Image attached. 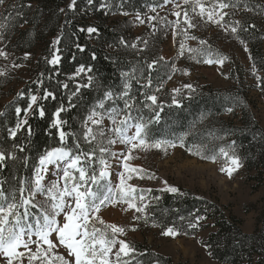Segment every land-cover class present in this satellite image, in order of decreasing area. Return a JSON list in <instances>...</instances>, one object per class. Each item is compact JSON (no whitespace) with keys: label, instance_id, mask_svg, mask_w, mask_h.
I'll return each instance as SVG.
<instances>
[{"label":"trees","instance_id":"1","mask_svg":"<svg viewBox=\"0 0 264 264\" xmlns=\"http://www.w3.org/2000/svg\"><path fill=\"white\" fill-rule=\"evenodd\" d=\"M143 1L92 0L89 3V0H76L72 8V0H3L10 5L0 15V33L12 32V44L17 45L21 41V48L29 51L35 44V37H49V51L45 58L37 61L34 81L23 89L22 97L5 104L0 112V151L17 156L14 161L6 160L7 166L0 169V178L6 181V189L12 185L18 187V178L31 177L39 156L45 150L60 146L75 149L76 142H79L81 149L87 151L91 146L83 140L84 121L105 91L119 93L124 90L129 78H125L123 73H131L135 69L136 78L130 80V96L145 119L154 115L144 106L151 104L144 97L155 95V87L166 82L168 71L158 63L150 69L148 65L152 62L146 53L137 57L131 48L130 37L126 35L127 19H113V16L120 17L122 13L143 12ZM241 1L242 8L251 13L261 10L262 6L253 0ZM240 26L238 34L249 45L253 64L261 73L258 81L264 95V29L246 16ZM88 27H95L98 32L89 34L86 31ZM57 39L60 40L58 45L55 43ZM54 54L60 56L57 65L48 62ZM81 66L86 71L77 75ZM88 68L92 71L87 72ZM88 76L93 77L92 86L77 90L78 85L88 83ZM148 78L152 86L145 88L143 85L147 84ZM46 92L53 93L55 98L49 96L43 99ZM31 95L37 96V104L27 114L28 125L22 126L16 138L12 139L9 129L14 128L18 121L15 107L27 108ZM176 99L180 102L179 106L172 103L170 95L158 98L157 103L163 105V111L160 122L151 125L152 139L180 143L179 138L188 132L190 134L183 140L184 148L192 152L200 151L205 156L214 154L211 150H218L223 144L229 145L234 141L236 155L241 158L245 171L248 175L254 174L250 175V179L257 182L254 188H264V128L253 113L247 92L238 88L222 90L204 87L195 93L176 96ZM123 102L118 100L117 104L123 106ZM111 103L106 102L105 107L111 106ZM38 106L44 109L43 117L39 115ZM61 107L65 111L61 112L60 119L67 121L62 128L69 133L63 145L59 130L52 127L54 114ZM229 107L233 108L232 112L226 111ZM23 116L22 111L21 118ZM210 133L224 138L213 140ZM20 146L24 147L23 152L19 151ZM181 193L184 195L165 194L151 208L150 219L163 227H174L181 235L189 237L195 236L204 223L213 229L206 243L213 260L222 264H264V212L257 218L255 231L247 234L241 229V220L226 206L197 197L187 190ZM181 216L185 220H181ZM195 216L206 219L201 221L198 229H188L189 219ZM133 249L135 251L126 260L129 264H172L170 258L148 247L138 245Z\"/></svg>","mask_w":264,"mask_h":264},{"label":"snow or ice","instance_id":"2","mask_svg":"<svg viewBox=\"0 0 264 264\" xmlns=\"http://www.w3.org/2000/svg\"><path fill=\"white\" fill-rule=\"evenodd\" d=\"M91 2L92 0H89V3ZM169 2L175 3L177 9H182L183 23L187 26L184 29L185 33L188 28H193L195 25L192 23L187 9H183V5L191 3L193 13L201 18L206 17L208 21H214L218 25L228 15L224 10L234 7V5L225 3L223 0H217V3L207 10L200 0H182V3L180 0H165L166 4ZM0 3H3V0H0ZM75 3L76 0H72L70 7L74 8ZM197 8H199L198 13ZM152 10L155 11V8ZM122 14L127 15V13ZM173 15L177 17V20L172 22L173 27L179 28V18L182 12L175 11ZM149 19L154 20L155 17ZM140 22L144 23L143 20ZM236 23L239 24V21ZM81 31H85V29H81ZM86 31L92 34L98 32V29L88 27ZM231 32L236 33L237 27L232 26ZM185 38L196 39V37L187 35ZM2 40L3 35H0V41ZM55 43L58 45L60 40L57 39ZM200 43L206 42L200 41ZM80 50L83 51V49ZM56 51L58 52L59 49L57 48ZM187 51L194 52L197 50L189 48ZM245 51H248L247 47H245ZM184 52L185 44L181 43L179 55L183 56ZM7 55L6 52L0 50V57L7 58ZM29 55L26 53L25 58ZM249 58L251 59L250 53ZM160 59L164 58L160 57ZM225 59L227 57L215 61L206 59L204 62L208 64L219 63L222 66ZM48 62L57 65L60 62V56L54 54ZM157 62L153 61L148 67L153 68ZM14 66L19 67L20 65ZM253 70L255 72V64H253ZM85 71V68L81 66L77 69V75ZM91 71V68L87 69V72ZM184 74L189 73L185 71ZM3 75L5 73L0 71V76ZM123 76L129 78L126 79L124 90L119 93H114L111 90L105 91L103 98L97 101L96 106L84 121L83 140L91 146L87 151L81 149L79 142H76L75 149L60 146L45 150L34 166L33 175L18 178V187L12 185L6 189V181L0 178V264H24L25 258L28 264H34V262L36 264H121V254L129 256L135 251L128 243L118 238L125 234V228L107 223L102 219L100 213L102 209L119 203L126 204L128 209H134L136 213H144L148 207L144 201L147 194L151 193L152 190L138 189L129 183L133 174H138L140 179L145 176L144 169L134 167L129 162L136 158L133 154L137 150L147 151L153 148L166 150L163 148L164 145L175 148L177 144L170 140L152 139L151 125L160 122L163 105L157 103L156 95H145L144 99L151 101V104L144 106L154 113L153 116L145 119L141 109L135 107L134 98L130 96L132 87L130 80L136 78L135 69L131 73H123ZM92 81L93 77L88 76V83L78 85L77 90L80 87H91ZM151 86L152 81L148 78L147 84L143 87L150 88ZM64 87L67 88L68 85L65 84ZM161 87L162 85L158 86L156 91H160ZM184 87L192 93L196 91L191 84ZM173 91L179 94L180 89ZM20 95L23 96L22 93ZM49 96L55 98L53 93L46 92L43 99H47ZM126 97L128 99H124ZM118 100L124 101L123 106L117 104ZM108 101L112 103L106 108L105 105ZM172 103L177 106L180 104L175 95L172 97ZM36 104L37 96L31 95L27 108L15 107L18 121L14 128L9 129V135L12 139L16 138L17 132L21 130L22 126L28 125L27 114L33 111V105ZM22 111L24 116L21 118ZM38 111L39 115L43 117L45 113L42 106H38ZM63 111L65 109L61 107L55 112V119L52 124V127L59 130L62 145L66 143V138L69 135L62 128V125L67 123V121L60 119V114ZM226 111L232 112L233 108L229 107ZM203 119L202 116L201 121ZM105 121H108L107 125ZM31 132L29 127V135ZM189 134L186 132L179 138L180 147H184L183 140ZM210 136L213 140L224 138L214 133H210ZM117 144L123 145L124 150L114 151L113 148ZM24 150L23 146L19 147L20 152ZM189 151L191 152V149ZM211 151L214 154L207 156L200 151L191 152V154L199 155L201 159H209L213 163L216 161L217 155L226 158L228 166L222 168L221 171L226 172L229 178L243 167L241 158L236 155L234 141L226 147L221 146L218 150ZM8 159L14 161L17 156L14 153L6 154L4 151H0V169L7 166L5 161ZM50 170H55L57 174L46 182ZM114 174L118 182L113 181ZM147 178L155 179L156 177L153 174ZM163 183L165 187L161 188L160 191L184 195L180 189L168 185L167 181ZM38 196L41 199H37ZM153 199L158 200L159 197H153ZM137 200L141 202L139 205ZM136 219H140V217L137 216ZM180 219L185 220V217L181 216ZM205 219L204 216L190 218L186 227L198 229L201 221ZM93 221L96 223L94 224ZM152 226L157 227L159 225L153 223ZM162 234L175 237L180 235V232L174 227H168ZM33 245H35L34 248ZM117 245H119L118 248ZM60 246L65 249L67 258L56 251ZM20 249L24 251H20ZM123 264H129V262L124 261Z\"/></svg>","mask_w":264,"mask_h":264},{"label":"rangeland","instance_id":"3","mask_svg":"<svg viewBox=\"0 0 264 264\" xmlns=\"http://www.w3.org/2000/svg\"><path fill=\"white\" fill-rule=\"evenodd\" d=\"M253 1L262 6L257 13H251L245 7L242 8L241 0H223L234 7L224 10L228 15L219 25L214 21H208L206 17L201 18L193 13L191 3L183 5V9H187L195 25L193 28H188L186 33L184 29L187 26L183 23L182 9H177L173 2L166 4L165 0H144L143 12L120 17L117 15L113 16V19L120 21L127 19L126 35L130 37L131 48L134 49L137 57L146 53V57L151 62L158 61L157 63L168 71L167 80L161 90L156 91L158 86L154 89L157 98L190 94L192 92L184 87L187 84H191L196 91L204 87L222 90L238 88L247 92L253 113L260 126L264 128V95L261 93L258 81L261 73L256 66L254 72L252 58H249V45L241 40L238 34L240 23L244 22L245 16L251 17V20L256 21L264 29V0ZM180 2L182 3V0ZM200 2L207 10L215 5L217 0H200ZM8 5H10L8 2L0 4V15ZM153 8L155 11L152 10ZM175 11L182 12L179 18V28H174L172 24L177 20V17L173 15ZM196 11L198 13L199 8ZM150 17H155V19H149ZM141 20L144 23H141ZM237 21L239 24L236 23ZM232 26L237 27L236 33L231 32ZM0 35H3L0 50L8 54L7 58L0 57V71L5 73L0 76L1 112L5 104L20 97L23 89L34 81L37 73L36 63L40 58H45L49 51L47 46L49 37L43 39L35 37V44L29 51H26L21 48V41L17 45L11 43L12 32L0 33ZM186 35L196 37V39H186ZM200 41L206 43L201 44ZM181 43L185 44L183 56L179 55ZM245 47L248 51H245ZM189 48L197 51L189 52L187 51ZM26 53L30 54L27 58H25ZM223 57L227 59L224 60L222 66L219 63L204 62L206 59L215 61ZM14 65L20 66L15 67ZM185 71L189 74L185 75ZM174 89H180L179 94L175 93ZM105 124L107 125L108 121H105ZM176 144L175 148L164 145L163 148L166 150L155 148L147 151L137 150L133 154L136 158L129 162L132 166L145 170L143 179H140L138 174H133L129 183L138 189L152 190L144 201L148 204L144 213H136L134 209H128L126 204L119 203L102 209L100 216L107 223L125 228V234L118 238L128 243L131 248L138 245L148 247L155 253L170 258L172 264H222L213 260L208 250L206 243L213 229L206 227V224L202 223V229L198 230L195 236L180 234L171 237L162 234L166 227L150 219L151 208L155 203L165 194H173L160 191L165 187L163 182L167 181L168 185L180 189V192L187 190L197 197L207 198L226 206L229 212L241 220V229L247 234L255 231L257 218L264 212V188H257L258 190L254 188L257 187V182L250 179V175L254 174L248 175L244 165L229 178L226 172L221 171L222 168L228 166L226 158L218 155L213 163L211 160L201 159L199 155L191 154L192 151L180 147V143ZM223 146L227 145L223 144ZM113 150L123 151L124 146L117 144ZM56 174L55 170H50L46 182L54 178ZM153 174L155 179L147 178ZM113 181L118 182L115 174ZM153 192L157 195L154 196ZM153 197H159V199L156 200ZM37 199L41 197L38 196ZM140 203L137 200V204ZM137 216L140 219H136ZM93 223L96 222L93 221ZM153 223L159 226L153 227ZM32 247L34 248L35 245ZM20 251L24 250L20 249ZM56 251L67 258V253L62 246ZM132 253L129 256L121 254V264L129 259ZM24 264H28L26 258Z\"/></svg>","mask_w":264,"mask_h":264}]
</instances>
